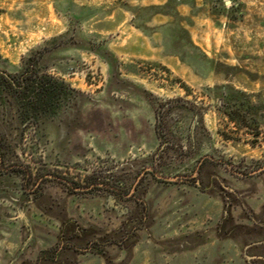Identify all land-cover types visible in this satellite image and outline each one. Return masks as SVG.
<instances>
[{
    "label": "rangeland",
    "instance_id": "374dc122",
    "mask_svg": "<svg viewBox=\"0 0 264 264\" xmlns=\"http://www.w3.org/2000/svg\"><path fill=\"white\" fill-rule=\"evenodd\" d=\"M40 52L78 97L0 106V264H264V0H0Z\"/></svg>",
    "mask_w": 264,
    "mask_h": 264
},
{
    "label": "trees",
    "instance_id": "16d2710c",
    "mask_svg": "<svg viewBox=\"0 0 264 264\" xmlns=\"http://www.w3.org/2000/svg\"><path fill=\"white\" fill-rule=\"evenodd\" d=\"M43 56H30L17 74L0 72V106L13 108L20 125L58 120L78 97L64 81L44 72Z\"/></svg>",
    "mask_w": 264,
    "mask_h": 264
},
{
    "label": "water",
    "instance_id": "95a60500",
    "mask_svg": "<svg viewBox=\"0 0 264 264\" xmlns=\"http://www.w3.org/2000/svg\"><path fill=\"white\" fill-rule=\"evenodd\" d=\"M159 178H161V177H159ZM161 179H163L165 181H170V182L177 180L176 178H169V179L161 178Z\"/></svg>",
    "mask_w": 264,
    "mask_h": 264
}]
</instances>
